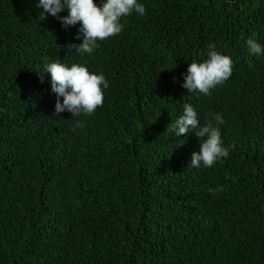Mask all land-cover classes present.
Listing matches in <instances>:
<instances>
[{"label": "trees", "instance_id": "trees-1", "mask_svg": "<svg viewBox=\"0 0 264 264\" xmlns=\"http://www.w3.org/2000/svg\"><path fill=\"white\" fill-rule=\"evenodd\" d=\"M137 2L144 16L81 55L80 24L0 0V264H264V54L246 43L264 48V0ZM210 44L233 73L188 93ZM51 62L106 77L94 115H54ZM184 104L201 126L222 114L230 154L212 168L189 167L194 133L167 132Z\"/></svg>", "mask_w": 264, "mask_h": 264}, {"label": "clouds", "instance_id": "clouds-1", "mask_svg": "<svg viewBox=\"0 0 264 264\" xmlns=\"http://www.w3.org/2000/svg\"><path fill=\"white\" fill-rule=\"evenodd\" d=\"M37 8L42 9L39 15L41 19L46 20L50 14L59 20L65 29L80 24L75 39H82L83 42L69 44L68 49H75L81 55L92 54L99 48V42L120 34L124 28V24L120 22L122 18L133 12L140 17L146 14L145 5L137 0H101L100 5H97L95 0H39ZM65 9L68 15L60 16ZM246 43L252 55L264 54V48L256 40L249 38ZM209 48L211 50L207 53L208 59L202 63H190L184 75L185 82L181 86L187 89L188 93L208 96L233 73L232 59L215 51V44H210ZM44 74L51 75V89L57 96L54 115L59 116L60 113L68 111L73 118L88 117L103 106L105 95L102 89H108L109 82L102 73H91L86 66L80 64L74 63L68 67L61 62H51L44 65ZM44 74L40 73L42 83ZM213 119L216 126L211 122H205L204 126H201L193 106L184 104L183 114L168 126L167 132L171 131L177 137L192 132L200 138V149L192 154L189 167L200 168L203 165L205 168H212L229 156V148L224 146L219 127L224 123L222 114H215ZM76 126L84 127L83 121H78ZM223 190L222 186H217L215 189L209 188L208 192L215 196Z\"/></svg>", "mask_w": 264, "mask_h": 264}]
</instances>
